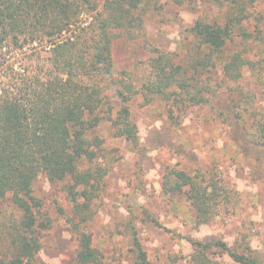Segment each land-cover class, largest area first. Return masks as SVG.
<instances>
[{
	"label": "trees",
	"instance_id": "16d2710c",
	"mask_svg": "<svg viewBox=\"0 0 264 264\" xmlns=\"http://www.w3.org/2000/svg\"><path fill=\"white\" fill-rule=\"evenodd\" d=\"M148 1L0 0V199L10 195L22 212L9 225L11 254L0 256V264H41L40 229L47 225L39 222L42 203L33 195L39 175L51 183H65L64 191L77 214L89 210L99 196L108 168L95 163L104 141L89 138L88 131L110 121L116 137L145 154L130 110V102L138 94L145 105L157 98L170 102L172 117L193 106L210 107L231 126L242 151L264 163V114L253 112L254 138L248 140L241 131L243 119L236 112L234 116L236 101L229 99L223 107L216 106L212 99L215 89L201 80L217 64L225 77H242L241 69L249 61L241 51L225 52L237 38L236 31L243 42L258 39L242 26L249 19L246 0L228 1L237 6L229 7L224 23L202 19L194 23L190 31L196 44L188 67L157 51L149 62L148 75L136 88L114 78L112 32L140 28L142 17L137 12ZM108 85L119 99L117 105L111 103ZM162 190L165 196H185L198 225L215 219L237 196L213 173H189L179 165L165 169ZM88 219L90 215L83 216L80 222ZM79 227L70 264H103V254L93 245L92 235ZM129 227L134 264H151L136 228L131 223ZM192 245L193 252L185 262L180 263L178 257L172 264H224L223 255L233 264H264L263 255L251 247L245 235L238 237L234 249L222 240Z\"/></svg>",
	"mask_w": 264,
	"mask_h": 264
},
{
	"label": "rangeland",
	"instance_id": "374dc122",
	"mask_svg": "<svg viewBox=\"0 0 264 264\" xmlns=\"http://www.w3.org/2000/svg\"><path fill=\"white\" fill-rule=\"evenodd\" d=\"M228 1L177 4L173 0H149L141 5L137 12L142 17L140 28L112 32L114 78L139 88L157 51L188 67L196 44L190 29L198 19L224 23L229 7L237 6ZM245 8L249 19L242 26L258 39L243 42L236 31L237 38L234 36L225 52L231 55L241 51L249 61L241 69L242 77H225L217 64L201 80L215 89L212 99L216 106L223 107L229 99L236 101L234 116L236 112L243 119L241 131L250 140L254 138L253 112L264 114V0H246ZM108 87L111 103L117 105L119 99L112 85ZM169 108L170 102L160 98L148 105L141 94L131 100V114L145 154L116 137L110 121L104 120L88 131L89 138L97 136L104 141L95 164L108 168L99 196L89 210L76 213L64 191L65 183H51L42 174L36 178L33 195L42 203L38 219L47 225L40 229L41 264L71 263L78 245V226L92 235L93 245L103 254V264H134L129 223L136 228L151 264H172L178 257L180 263L185 262L195 241L222 240L234 249L242 235L264 257V163L242 151L231 126L210 107L193 106L174 117ZM177 165L189 173L202 171L221 178L237 193L233 205L209 223L198 225L185 196L163 194L165 169ZM89 215L87 222H80L81 217ZM21 216L10 195L0 199V256H10L8 228ZM220 260L233 264L227 255Z\"/></svg>",
	"mask_w": 264,
	"mask_h": 264
}]
</instances>
